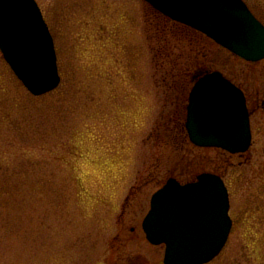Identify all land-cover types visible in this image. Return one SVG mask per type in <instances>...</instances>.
I'll list each match as a JSON object with an SVG mask.
<instances>
[{
	"label": "rangeland",
	"instance_id": "1",
	"mask_svg": "<svg viewBox=\"0 0 264 264\" xmlns=\"http://www.w3.org/2000/svg\"><path fill=\"white\" fill-rule=\"evenodd\" d=\"M243 1L264 24V0ZM36 2L61 82L32 96L0 51V264H163L164 246L150 245L140 225L150 198L169 177L202 172L222 176L232 219L207 264H264V59L154 23L142 0ZM199 68L245 91L246 152L189 141Z\"/></svg>",
	"mask_w": 264,
	"mask_h": 264
},
{
	"label": "water",
	"instance_id": "2",
	"mask_svg": "<svg viewBox=\"0 0 264 264\" xmlns=\"http://www.w3.org/2000/svg\"><path fill=\"white\" fill-rule=\"evenodd\" d=\"M143 1L245 61L264 59V25L243 0ZM0 51L33 96L59 85L53 38L35 0H0ZM184 126L197 147L236 154L251 145L245 96L217 70L196 77ZM229 209V193L220 176L204 172L184 184L170 177L152 195L142 229L149 243L164 245L163 264H206L227 242Z\"/></svg>",
	"mask_w": 264,
	"mask_h": 264
},
{
	"label": "trees",
	"instance_id": "3",
	"mask_svg": "<svg viewBox=\"0 0 264 264\" xmlns=\"http://www.w3.org/2000/svg\"><path fill=\"white\" fill-rule=\"evenodd\" d=\"M150 12H151V16L155 19L153 22L156 23V21L162 23V25H167L168 23H171V24H177L178 26H181V27H184L186 30H189L191 33L194 34V36L196 38H198L199 40H201L202 42L203 41H206V39H208L207 37H205L203 34L189 28V27H186L184 25H181V24H178L176 22H173L171 21L170 19H168L167 17L163 16L162 14L156 12L155 10H153L152 8H150ZM161 26L157 27L156 29H161ZM161 31H163V27L161 29ZM198 66H196L197 68ZM200 67V66H199ZM204 71V69H198L194 74H193V78H195L196 76L200 75L202 72Z\"/></svg>",
	"mask_w": 264,
	"mask_h": 264
}]
</instances>
